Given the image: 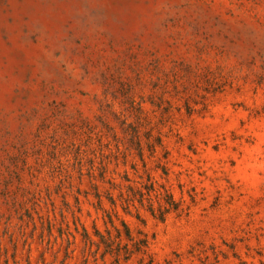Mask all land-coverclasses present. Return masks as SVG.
Returning <instances> with one entry per match:
<instances>
[{
	"label": "rangeland",
	"instance_id": "rangeland-1",
	"mask_svg": "<svg viewBox=\"0 0 264 264\" xmlns=\"http://www.w3.org/2000/svg\"><path fill=\"white\" fill-rule=\"evenodd\" d=\"M0 264H264V0H0Z\"/></svg>",
	"mask_w": 264,
	"mask_h": 264
}]
</instances>
